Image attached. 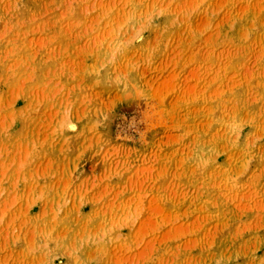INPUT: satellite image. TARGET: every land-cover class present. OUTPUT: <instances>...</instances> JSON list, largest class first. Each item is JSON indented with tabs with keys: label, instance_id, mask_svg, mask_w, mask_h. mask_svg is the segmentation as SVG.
Here are the masks:
<instances>
[{
	"label": "rangeland",
	"instance_id": "374dc122",
	"mask_svg": "<svg viewBox=\"0 0 264 264\" xmlns=\"http://www.w3.org/2000/svg\"><path fill=\"white\" fill-rule=\"evenodd\" d=\"M0 264H264V0H0Z\"/></svg>",
	"mask_w": 264,
	"mask_h": 264
},
{
	"label": "bare ground",
	"instance_id": "6f19581e",
	"mask_svg": "<svg viewBox=\"0 0 264 264\" xmlns=\"http://www.w3.org/2000/svg\"><path fill=\"white\" fill-rule=\"evenodd\" d=\"M73 126V125H72ZM70 129H73V128H70Z\"/></svg>",
	"mask_w": 264,
	"mask_h": 264
}]
</instances>
